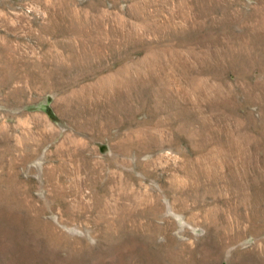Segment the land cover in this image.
<instances>
[{"label":"rangeland","instance_id":"obj_1","mask_svg":"<svg viewBox=\"0 0 264 264\" xmlns=\"http://www.w3.org/2000/svg\"><path fill=\"white\" fill-rule=\"evenodd\" d=\"M0 264H264V0H0Z\"/></svg>","mask_w":264,"mask_h":264}]
</instances>
